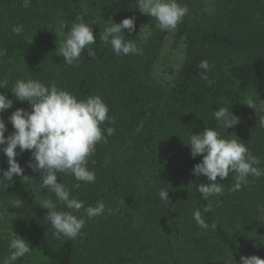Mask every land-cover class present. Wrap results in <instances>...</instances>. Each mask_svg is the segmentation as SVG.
<instances>
[{
  "label": "trees",
  "instance_id": "1",
  "mask_svg": "<svg viewBox=\"0 0 264 264\" xmlns=\"http://www.w3.org/2000/svg\"><path fill=\"white\" fill-rule=\"evenodd\" d=\"M179 2L187 15L176 29L162 31L139 10L137 0H0V80L8 81L0 92L13 100V107L2 113L5 136L14 131L11 113L31 110L11 91L15 81L29 77L55 82L78 98L99 94L114 117L113 124L102 128L115 129L110 136L105 131L106 140L97 143L89 158L95 183L77 189L73 176L57 174L85 206L98 201L107 206L104 215L85 217L82 234L72 240L53 236L48 210L39 204L56 198L40 188V174L28 167L31 153L17 155L27 177H14L8 187L7 181L0 183V264L9 254L12 235L25 238L31 248L15 264H235L242 255L264 258V177H250L248 185L231 191L235 179L230 174L218 181L223 195L206 201L197 186L207 183V177L192 171L203 156L193 158L184 143L191 132L217 127L213 110L226 106L239 114L235 103L264 77V0ZM128 17H135L136 30L126 29L125 39L133 40L138 52L117 56L99 35L113 21ZM80 20L92 25L97 57L88 56L85 48L79 66H68L58 47ZM170 35L184 44V59L166 84L155 68ZM204 60L211 85L201 79ZM245 114L250 125L236 138L261 158L258 167L264 168V126L259 123L264 111L249 107ZM8 167L0 152V168ZM161 188L169 191L170 202L159 198ZM16 201L22 203L15 208ZM209 203L214 211L203 215L217 227L202 231L193 212ZM7 221L14 223V232L4 229Z\"/></svg>",
  "mask_w": 264,
  "mask_h": 264
},
{
  "label": "clouds",
  "instance_id": "2",
  "mask_svg": "<svg viewBox=\"0 0 264 264\" xmlns=\"http://www.w3.org/2000/svg\"><path fill=\"white\" fill-rule=\"evenodd\" d=\"M139 10L150 15L157 22L156 26L162 31H171L182 23L188 9L179 0H137ZM135 32V17L124 18L121 22H112L100 33L99 39L105 45H110L117 56H127L138 52L133 40L125 39V30ZM97 42L92 25L80 20L74 22L68 35L59 44L58 55L68 66L78 67L82 52L87 49L88 56L96 59ZM57 51V50H56ZM199 67L205 72L201 79L211 85L212 81L207 75L210 65L207 60L201 61ZM7 79L0 80V88H8ZM15 98L27 101L31 110L17 108L8 117L14 131L5 136L7 124L2 116L5 110L13 107V100L4 92H0V152L7 157L9 167L0 168V183L7 181V187L14 177H27L24 168L16 157L25 151L31 153L28 167L40 174V188L54 194L55 201L46 198L40 206L47 209L46 217L51 225L53 236L57 240L77 238L82 234L86 219L105 214L106 204L98 201L95 205L85 206L83 200L71 195L70 189L58 180V173L71 175L78 183L74 185L79 189L81 183H95L96 174L89 169V158L95 152L97 143L113 135V127L102 128L106 122L114 123V117L109 115V106L99 94H91L85 98H78L67 89L58 87L55 82L50 85L38 79L22 78L15 81L11 88ZM243 103L254 108L256 112L264 111V103L257 106L255 99L249 95ZM217 127H205L199 133H192L184 143L190 146L193 158L202 155V160L192 169L196 177H207V183L197 186V191L204 200L223 195V184L218 183L230 174L234 175L235 183L231 191H238L250 183L249 178L264 177V168L258 167L261 158L253 154L241 139L225 137L222 133L239 124L240 117L233 113L229 107H219L212 113ZM264 126V117L259 119ZM19 148V153L17 149ZM219 178V179H218ZM162 201L170 202L169 191L161 188L158 193ZM63 205V209L58 208ZM107 208V213L112 214ZM214 211L211 203L203 209L193 212V219L197 226L206 231L211 227L215 230L217 225H209L203 213ZM83 213L78 216L76 213ZM9 254L2 264H15V262L31 253L29 242L20 235H12L8 244ZM235 264H264V258L259 255H242Z\"/></svg>",
  "mask_w": 264,
  "mask_h": 264
},
{
  "label": "rangeland",
  "instance_id": "3",
  "mask_svg": "<svg viewBox=\"0 0 264 264\" xmlns=\"http://www.w3.org/2000/svg\"><path fill=\"white\" fill-rule=\"evenodd\" d=\"M207 2L211 4L214 2V0H207ZM142 28L145 30L144 25L142 26ZM183 59H184V44L182 43L176 44L174 42L173 36L172 35L168 36L167 40L165 41L164 47L161 50L160 58L155 68V75L158 78H160L164 83L170 84L172 78L174 77V75L182 65ZM249 95H251L255 99L257 105L258 103L264 102V77L256 81L253 89L247 94V96ZM243 100L241 103L239 102L235 103L236 105L235 110L239 109L240 113L236 114L235 112H233L234 114L240 117L239 124L227 130H224L233 137L240 136L246 129H248L250 125L249 119H247L245 114L249 106L243 103ZM21 203H22L21 201H16L14 207L15 208L18 207ZM10 215L11 216L14 215V217H16L14 213L12 214L10 213ZM0 216H4L2 211H0ZM13 225H14L13 222L7 221V225L4 227V229L14 232V229L12 227Z\"/></svg>",
  "mask_w": 264,
  "mask_h": 264
}]
</instances>
